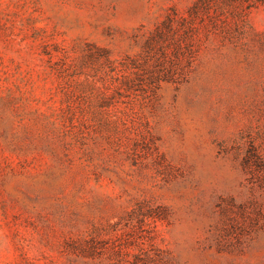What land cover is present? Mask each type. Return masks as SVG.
Listing matches in <instances>:
<instances>
[{
    "label": "rangeland",
    "instance_id": "1",
    "mask_svg": "<svg viewBox=\"0 0 264 264\" xmlns=\"http://www.w3.org/2000/svg\"><path fill=\"white\" fill-rule=\"evenodd\" d=\"M0 264H264V0H0Z\"/></svg>",
    "mask_w": 264,
    "mask_h": 264
}]
</instances>
